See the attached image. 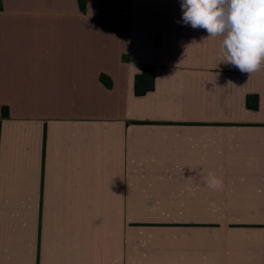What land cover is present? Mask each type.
I'll use <instances>...</instances> for the list:
<instances>
[{
	"label": "crops",
	"instance_id": "crops-1",
	"mask_svg": "<svg viewBox=\"0 0 264 264\" xmlns=\"http://www.w3.org/2000/svg\"><path fill=\"white\" fill-rule=\"evenodd\" d=\"M181 3L0 0V264H264V63Z\"/></svg>",
	"mask_w": 264,
	"mask_h": 264
},
{
	"label": "clouds",
	"instance_id": "clouds-1",
	"mask_svg": "<svg viewBox=\"0 0 264 264\" xmlns=\"http://www.w3.org/2000/svg\"><path fill=\"white\" fill-rule=\"evenodd\" d=\"M183 21L203 28L206 40L221 37L223 63L251 75L264 63V0H182ZM206 187L221 190L222 180L209 172Z\"/></svg>",
	"mask_w": 264,
	"mask_h": 264
},
{
	"label": "trees",
	"instance_id": "trees-1",
	"mask_svg": "<svg viewBox=\"0 0 264 264\" xmlns=\"http://www.w3.org/2000/svg\"><path fill=\"white\" fill-rule=\"evenodd\" d=\"M80 8L82 11H85L87 8V0H79ZM0 6H2L0 4ZM158 42V40H157ZM101 81L108 87H112V79L105 75H101ZM155 89V66L146 65L143 71L136 75L135 78V92L137 95H145L149 91ZM248 106L252 109H257L259 107V97L257 95L248 97ZM3 114L7 116L9 114V109L4 107Z\"/></svg>",
	"mask_w": 264,
	"mask_h": 264
}]
</instances>
